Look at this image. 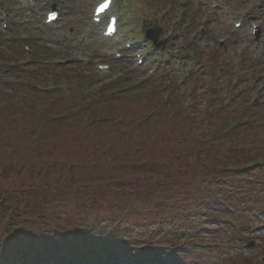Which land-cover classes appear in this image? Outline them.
Segmentation results:
<instances>
[{
    "label": "trees",
    "instance_id": "1",
    "mask_svg": "<svg viewBox=\"0 0 264 264\" xmlns=\"http://www.w3.org/2000/svg\"><path fill=\"white\" fill-rule=\"evenodd\" d=\"M19 2L0 0V10L16 26L20 17ZM35 52L39 53L37 49ZM26 55L18 40H5L0 31V116L6 109L12 108L17 115L15 124L14 120L3 115L0 126L13 124L17 129L19 121H26L29 123L30 139L36 143L34 146L42 149L44 142H50L48 137L59 134V137L63 135L61 141L68 145L67 151L75 149L71 144L72 133L94 131L107 140L103 143L102 154L115 150V139L127 141L132 139L134 132L149 129L152 112L145 114L136 96V92L146 89L143 85L120 89L117 94L120 82L115 81L112 85L98 88L101 97L88 98L84 93L93 89L95 82L82 73L67 75L62 70L63 76L54 79L56 84L66 81L67 86L74 89L72 102L66 105L64 102L48 101L42 106L35 103L37 99H31V95L41 98L42 94H50L42 93L37 85L46 84L58 69L39 63L25 67L21 61ZM130 107H134L133 114ZM128 125H133L136 130ZM172 141L179 145L180 150L176 153L177 147H174L167 155L171 174L166 175L171 179L152 185L153 188H166L164 197L152 194L153 205L143 207L138 218L133 220H123L117 213L108 215L106 212L90 224L56 228L50 221L24 217L28 207L22 209L20 205L28 199L34 202L33 191L37 193L40 190L38 195L54 194L50 189L0 192V264H77L80 261L86 264H184L185 247L193 245V249L197 250L200 247L197 241L208 238L209 234L219 230L216 228L220 225L232 228L238 218L244 221L242 224L246 223L241 233L250 230L256 218L253 213L264 210L259 207L264 203L260 202L261 199L257 200L264 195V104L243 110L239 122L234 123L230 119L218 122L210 142H205L203 149L217 152L218 147L221 154L205 160L202 176L193 175L182 180L180 185H185L183 188L176 180L181 177L174 175L176 161L181 157L196 158L195 164L198 165L203 161L200 156L203 149L197 142L185 138ZM17 143L20 150L24 148L19 141ZM153 143L150 138L148 144L156 146ZM148 144L136 147L130 153L124 152L138 156L143 154L141 151ZM155 144L160 145V140H156ZM147 155L145 158L149 159L151 156ZM46 164L42 170L39 169V175L46 174L52 166L48 162ZM74 167H67L69 173ZM70 187L61 192L66 195L73 190V185ZM76 191L80 194L85 189ZM105 191V188L97 191L89 189V193L101 192L100 195ZM129 192L132 193V190ZM137 194L140 196L141 190ZM57 218L66 219V216L58 215Z\"/></svg>",
    "mask_w": 264,
    "mask_h": 264
},
{
    "label": "rangeland",
    "instance_id": "2",
    "mask_svg": "<svg viewBox=\"0 0 264 264\" xmlns=\"http://www.w3.org/2000/svg\"><path fill=\"white\" fill-rule=\"evenodd\" d=\"M69 1H72L74 6L72 9L66 11L67 15L63 16L64 23H61L62 26L60 29L56 31L55 34H49L41 41L37 42L36 48L39 52V56L41 58L59 57L61 59H67L66 61L68 62L87 59L91 62L95 61V64L100 61L113 63L111 60L112 57L108 58L101 55L102 58H99L100 56L97 55L107 53L113 47L110 43H103L95 30L88 23L89 7L97 0ZM248 1L249 0H122V15L124 16V24L126 25L124 30L129 38L137 37L138 41H136V44L143 49L145 54L146 51L150 52L149 50H151L152 53L153 49L151 44L145 43L147 44L145 45L140 42L142 38L140 36L138 37L139 30H142V34H144V31L148 27H152L160 22L161 26L165 27V36L171 35V39L178 36L179 39L173 42V45L170 44L164 52L156 51V54L152 57V59L156 60L155 65H157V62L164 63L166 60L170 61L173 57L170 61V66L171 70L176 75L182 74L178 69L181 66L179 64L180 51L183 52L181 53L183 55L187 54V43L193 42L191 39L195 37L194 34H196L197 42L193 44L195 51L199 52L201 56L212 57L215 55L218 59H221V67L229 71V75H226L221 72V67L213 66L212 69H210V75L214 78L212 85L215 87L218 85V89L220 90H222V88L229 89V87H231L230 79L234 77L233 71L235 70V66L241 69V73L247 72V69L244 68L242 63L237 65L239 59L241 61L256 56V68L254 66L251 67L250 72L254 73L253 76L264 75V0L261 2L259 1V6L254 8L251 12L255 19H261L259 20L262 28V37L260 40L262 44L260 47L256 45L257 41L250 34L248 24L254 21V19L250 20L249 18L251 14L246 18V23L243 25L242 29L236 30L233 26L234 22L237 20L236 18L239 15V11L246 7ZM215 4L229 7L231 9V15L228 17L223 16L220 9H214ZM134 6L136 9H140L139 15L135 13ZM32 12L33 11L30 13ZM180 15L184 17V21L191 28L190 32L187 34L182 32L181 24L177 25L176 19L179 18ZM41 16V11L36 12L33 29L31 31L23 32L14 29L6 33V35L12 36V38L20 41L30 36L38 35L42 29L40 20L43 16ZM202 25H205L208 31L204 36H202L199 31ZM184 34L185 36H183ZM219 39H224L225 43L219 44ZM181 40H183V42ZM183 46H185L184 49ZM220 46L223 47L220 48ZM107 56L111 55L107 54ZM127 60L129 63H125L121 67L118 66L117 70L122 69L125 70L126 73L131 72L133 78L144 79L145 72H147V68H149L148 63L143 65V69H139L135 62L129 59V56H127ZM183 62L185 64L186 60L184 59ZM202 62L205 64L209 63V58H203ZM213 62L214 58L211 59L210 63ZM69 64L73 65V63ZM184 70V74L181 75L182 78H184L189 71L196 72L198 70V65L193 66V63L189 60ZM163 72L164 71L158 70V74H162ZM196 74L206 79L205 76L208 75V71L205 72V75H202V73ZM84 76L86 78H92V80L98 83L105 80L103 76L96 77L91 71L90 73L86 72ZM255 81L256 80L252 82V85L257 82ZM207 83V80L203 81V89L198 92L196 97L193 99L187 97L185 99L186 105L189 106L188 112L195 118L197 114L200 115L199 120H203L204 118L207 119L211 110H213V114H216L217 111L216 101L213 98L210 99L209 96L205 94V90H207L205 86ZM241 89L242 87H239V90ZM225 96L227 100L232 97L230 93L225 94ZM33 97L34 94L31 95V99H37L34 101L35 103L42 104L45 102V100L40 97ZM1 115H7L11 120H14L15 124V116L17 115L13 108L10 110L6 109ZM220 115L224 119V115L229 116V113H220ZM28 124L29 123L22 120L18 122L17 129L13 124H8L6 127L0 126V192L6 193L12 189H50L54 194L50 195L47 193L45 195L43 193L38 195L37 193H40V190L37 191V193L33 191L34 194L32 193V196H34V202L32 203V199H28L23 201V204L20 205L23 206L22 209L28 207L27 214L24 217L50 221L55 226L69 225V227L73 228L77 224L86 223V219L89 216L103 217L106 212L108 215L117 213L120 215L122 214L124 217V208L127 209L126 207L130 204L133 206V209H137L143 204L144 200H148L152 197V194L156 197L163 196L166 188H153L152 184L158 181H169L171 179V177L169 178V176L166 175L167 173L168 175L171 174L168 168L169 157L167 155L174 147H177L176 153L180 150V148H178L179 145H175L174 141H172V137L175 136V131L179 134L177 129L172 130L164 127L155 129V132L158 131L160 133V145H149L148 141L153 134L150 129L154 128L153 125L149 127L148 131H137L132 139L128 138L127 141L124 140L121 142V139H115L113 141V146L117 151L113 150L108 153L102 154L103 143L107 140L103 138L100 133L96 134L94 131L92 133H87L86 131L72 133L70 137L73 140L71 144L74 146V150L67 151L68 145L61 141L60 137H63V135L59 137V134L48 137L47 140L50 141V144L44 142L45 147L40 149L39 146H34L36 143L30 139ZM195 130L193 132H195ZM166 136L168 139L165 140L163 137ZM18 141L19 144L24 147L21 150L17 145ZM144 144H148L149 146L144 147L141 151L143 154H139L138 156L135 155V158L129 155L132 149L136 147L141 148ZM196 146L198 147L199 145L196 144ZM216 149L217 152L216 150L208 151L203 149L200 153L203 161L199 162L198 165L195 164L194 160L189 159V157H181L180 160L176 161V171L174 170V175L181 177L179 180L176 179L179 185L182 180L189 179L193 175L202 176L205 170L202 164L205 163V160H209L211 156L215 157L221 154L218 151V147ZM39 151H41V153ZM124 151H128V155H126ZM36 153H38L37 156L35 155ZM145 153L148 154L147 156L151 157L149 159L145 158ZM132 159H134L132 161L134 163H128L131 162ZM32 162L35 163L32 164ZM46 162L52 166L47 169L46 174L42 173L39 175V169L46 167ZM138 162H140V164H138ZM141 162L143 164H141ZM69 165L75 166L70 170L71 173H69L67 169ZM70 185H73V190L64 195L61 190L70 189ZM179 187L183 188L184 185L182 184ZM104 188L106 191L102 195H100L101 192L89 193V189L97 191L101 189L104 190ZM79 189H85V191L79 194V191H76ZM130 190H136L137 192L141 190V195L138 196L139 198L134 199L135 197L132 198V194H129ZM99 196L102 198L100 199ZM261 196H259L257 200L261 199L260 202L264 203V195ZM12 206H15V203H12ZM21 213L25 212L21 211ZM58 215H65L66 219H58ZM243 222L244 221H241V223ZM254 223L255 222L252 224ZM244 225L246 226V223H244ZM231 233L232 234H228L223 238L216 237L217 239L215 241L219 244V248L213 245L211 249H200L197 246L198 248L196 250L193 249L192 245L190 248L184 249L185 261L187 264L189 262L191 264H211L215 257H219L221 254L219 258H230L227 263H231L233 257H241L243 262L240 264H264V261L262 263V258L264 257V231L256 230L252 233L249 231L248 234H243L238 231L235 233L231 231ZM200 241L201 240H198L197 243L199 244ZM203 241H205V239ZM251 241L256 242L254 248H248V243ZM190 249L192 252H190ZM80 264L84 263L81 262Z\"/></svg>",
    "mask_w": 264,
    "mask_h": 264
},
{
    "label": "bare ground",
    "instance_id": "3",
    "mask_svg": "<svg viewBox=\"0 0 264 264\" xmlns=\"http://www.w3.org/2000/svg\"><path fill=\"white\" fill-rule=\"evenodd\" d=\"M202 131V130H201Z\"/></svg>",
    "mask_w": 264,
    "mask_h": 264
}]
</instances>
